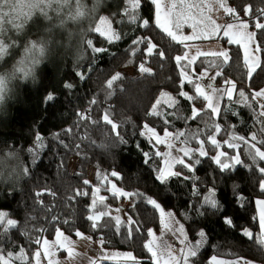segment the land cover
Instances as JSON below:
<instances>
[{
    "label": "trees",
    "instance_id": "obj_1",
    "mask_svg": "<svg viewBox=\"0 0 264 264\" xmlns=\"http://www.w3.org/2000/svg\"><path fill=\"white\" fill-rule=\"evenodd\" d=\"M125 3L126 0H2L0 4V42L8 46L7 54L0 59V76L6 77L8 82L0 103V154L18 150L21 154L19 169H22L17 172L21 173L17 182L12 181L0 191V210L9 212L10 217L16 219L23 230H12V240L26 249H34V245H29L25 233L35 237L39 234L35 229L46 228L48 231L44 236L49 240L54 239L55 228L60 227L66 235L77 238L75 229L78 228L84 235L91 236L92 240H99L102 235L107 241L104 246L107 249L131 251L142 264H152L148 259L150 254L143 248L146 242L145 230L152 228L157 233L162 231L160 214L146 200L139 197L131 200L113 197L105 190L110 184L105 182L104 185H98V172L116 171L119 178L110 177L113 183L124 191L141 192L157 199L164 209L173 211L177 219L185 224L190 240L196 239L197 230L206 232L207 240L199 253L203 264H207L212 256L245 258L264 263V247L242 235L243 228H248L256 235L260 232L257 220L253 219L257 215L254 201L264 198V195L256 187V177L252 172L238 168L220 173L218 166L207 158H201L202 163L196 166L195 172L188 173L185 170L186 175L196 178V185L202 193L216 186L217 198L226 208L224 215L231 217L237 226L228 228L219 213L213 214L212 210H208L204 216L195 215L192 205L196 203V197L191 193L196 185L191 179L172 178L163 186L155 180L153 172V168L161 163L159 158L151 165L146 164L143 153L154 151V148L139 135L143 123H149L160 134H163L165 127L175 133L202 125L180 118L190 114L188 104L183 101L179 112L165 109L174 112L167 117L170 121L167 126L164 124L165 117L148 115L151 104L161 91L175 94L177 71L171 60L160 61L157 57L151 58L148 65L155 73L153 76L138 72L136 65L129 63L127 49L131 36L147 30L137 32L134 26L126 22L123 16ZM248 3L254 8L264 7V0H231V4L237 8ZM144 15H149L147 8ZM73 16L76 18L73 19ZM107 17L113 21V27L128 34L112 45L104 43L103 38L94 31L101 18ZM226 20L229 18L226 17ZM150 34L160 50L166 51L169 56L183 49L182 45H176L159 29L153 27ZM41 39L51 43L47 45L46 54L36 66L35 75L27 79L20 73L14 75L11 70L15 68L16 62L31 48L32 41L39 43ZM215 39H221L225 47L234 53L239 51L238 46L227 45L222 38L211 40ZM89 40H94L98 46L107 47L109 51L99 55L92 53L87 43ZM141 58L140 55L135 57L137 61ZM127 68L137 72L129 74L125 71ZM215 71L217 69H213V73ZM218 71L222 75L216 79V85H220L225 78L243 81L246 73L242 61L235 57ZM77 72L83 73L85 79H78L75 75ZM117 73L121 76L113 82L112 88H108L107 82ZM69 80L75 87L66 91L62 85ZM252 87H264V73L255 77ZM53 90L58 99L53 105H46L43 103L45 94ZM93 99L96 101L94 105L90 103ZM236 108L243 113L246 124L232 117L228 118V122L235 121L237 131L248 135V129L253 124L251 115L241 105H236ZM87 109H91L90 119L77 122V113ZM105 112L117 124L116 131L104 122ZM68 127L73 129L72 133L60 137L68 145V149H65L51 136ZM37 130L46 138L47 148L39 162L31 167V174L26 175L24 169L31 162L27 149L33 145ZM156 148L161 151L160 145ZM220 150L233 153L226 146ZM75 158L76 164L72 168ZM84 179L89 180L92 186L101 187L98 195L109 197L105 203L110 209L115 210L121 206L126 217L130 213L139 221L142 231L135 234V239H128L124 228L119 234L114 227L92 231L90 222L86 220L89 198H72L78 189L91 191L83 184ZM45 190L53 195L46 193L40 198L34 196L35 192ZM237 192L249 201L244 207L238 206L235 199ZM98 208L102 209V205ZM185 215L192 218L185 219ZM53 217H58L59 222L53 223ZM65 219L69 221L68 224L63 223ZM4 246H9L8 241L4 242ZM102 264L128 262L103 261Z\"/></svg>",
    "mask_w": 264,
    "mask_h": 264
},
{
    "label": "snow or ice",
    "instance_id": "obj_2",
    "mask_svg": "<svg viewBox=\"0 0 264 264\" xmlns=\"http://www.w3.org/2000/svg\"><path fill=\"white\" fill-rule=\"evenodd\" d=\"M0 4H2V0H0ZM146 8L149 11L148 16L144 15ZM214 8L223 10L225 16L229 18L228 22L220 24L211 15L206 14L211 13ZM41 11L47 16V13ZM123 16L126 18V22L134 26L137 32L141 29L147 30L139 35L131 36L127 49L129 63H134L138 72L153 76L155 73L148 65L151 58L157 57L160 61L171 60L177 71L174 80L175 94L161 91L151 104L148 115L165 117L164 124L167 126L170 123L167 117L173 115L174 112L165 109L179 112L181 101H183L188 104L190 114L180 118L185 121H196L202 125V127L195 129L188 128L186 132L175 133L165 127L163 136H161L157 129L149 123L142 124L139 135L144 137L154 148V151L143 153L145 162L151 165L156 158H159L161 162L153 168L155 180L165 186L172 178H183L185 180L191 179L196 185V178L186 175L185 170L188 173L195 172L196 166L202 163L201 158H207L218 166L220 173H228L238 168L252 172L256 177V187L264 195V87H252L255 77L264 73V7L254 8L251 3H248L237 8L231 4V0H126ZM121 22L125 21L122 20ZM112 24L113 21L109 17L101 18L94 28L95 33L103 38V42L108 45L115 44L128 35L113 27ZM153 27L165 33L176 45H182L183 49L172 56H169L166 51L160 50L150 34ZM186 27L191 29L189 34L184 32ZM214 38H222L227 45L238 46L239 51L234 53L230 48L201 51L196 48L195 54L191 53V49L194 47L192 42ZM50 43L51 41L43 39L39 43L32 41L31 48L26 50V58L17 62L13 74L20 73L25 79L34 76L36 66L40 64L41 58L48 50L47 45ZM87 43L94 54L99 55L109 51L107 47L98 46L94 40H89ZM7 50L8 46L2 45L0 42V59H3L7 54ZM29 53L32 55L28 56ZM137 55L142 57L139 61L135 59ZM201 57H211L212 59L200 60ZM234 57L241 60L246 69L243 81L225 78L217 86L215 81L222 75L218 69L223 64L232 62ZM198 60L199 63H197ZM213 69H217V71L213 73ZM75 75L80 80L85 79L81 72H77ZM120 76V73L113 75L107 82V87L112 88L113 82ZM62 86L66 91H71L75 87L70 80L65 81ZM6 89L7 78L0 76V96ZM57 99L58 96L53 90L45 94L43 103L53 105ZM222 101L224 102L223 106ZM90 103L94 105L95 99L91 100ZM198 104H200L199 107ZM236 105H241L251 115L253 124L248 129L250 133L248 135L240 134L237 131L235 121L228 122V118L232 117L236 118L239 123L246 124L243 113L236 108ZM90 114L91 109L78 112L77 122L90 119ZM103 120L111 125L113 131L117 130V124L107 112L103 114ZM72 131L71 127L65 128L62 132L53 133L51 139L61 147L68 149L67 143L62 141L60 137L61 135H68ZM174 142L183 145L177 149L175 155L173 154V149L176 148ZM160 144H165L169 151L161 152L156 148ZM225 146L227 149H232L233 153L229 154L226 150H220ZM46 148V138L37 130L33 145L27 149L31 156V162L24 169L26 175L31 174V167L39 162ZM14 158L15 153L13 151L0 154V168L6 167L8 162ZM110 177L119 178V173L116 171L98 172L96 178L98 185H104L105 182L110 184V187H106L105 190L111 193L113 197H128L130 200L133 197H139L141 200H146L147 204L159 212L160 222L164 230L171 232L183 246L176 250L166 241L157 243L155 239H147L155 236L153 229L147 228L145 230L146 242L143 244V248L150 254L148 259L151 260L152 264H203L199 259V253L207 240V234L204 230H197L196 239L190 240L185 224L176 220L172 212H166L157 199L148 197L141 192L124 191L112 183ZM83 184L88 186L91 191L78 189L72 198H89L90 202L86 206L89 214L86 216V220L90 222L92 231L114 227L115 232L119 234L124 228L127 231V238L135 239V234L142 231L139 221L130 213L126 220L122 219L120 215H113L112 209L105 203L109 197L98 195L101 192V187L92 186V183L87 179L83 180ZM46 193L53 195L50 191L45 190L35 192L34 196L40 198ZM216 193L215 185L210 189H205L203 193L196 185L191 193L192 196L196 197L192 211L196 216H204L208 210H212L213 214L219 213L226 227L236 228L233 219L224 215L226 208L218 200ZM235 199L240 207H244L249 202L239 192L235 195ZM254 204L257 215L253 219L257 220L260 232L256 235L248 228H243L242 235L264 247V199H256ZM100 205H102V209L98 208ZM134 206L133 204L132 207ZM115 212L122 213L124 209L117 207ZM191 218V216L185 215V219ZM27 219H35V217H28ZM51 221L57 223L59 218L53 217ZM63 223L68 224L69 221L65 219ZM12 230L23 231L20 223L11 218L9 212L0 210V264H44L45 261L46 264H61L56 259L57 251L60 250L67 251L69 260L75 257L73 242L60 227L55 228L54 239L51 241L44 236V233L48 231L46 228L35 229L39 233L35 237L25 233L29 245H34V249H26L23 245L13 241ZM75 236L92 240L91 236H84L78 228L75 229ZM5 241H8L9 246L7 248L4 246ZM98 243L103 247L107 241L101 235ZM12 248L15 250H11ZM30 251L31 255H29ZM108 255L122 257L128 264H142L141 260L132 252H118ZM207 264H225V262L218 260L216 256H212ZM232 264H240V262L233 261Z\"/></svg>",
    "mask_w": 264,
    "mask_h": 264
},
{
    "label": "rangeland",
    "instance_id": "obj_3",
    "mask_svg": "<svg viewBox=\"0 0 264 264\" xmlns=\"http://www.w3.org/2000/svg\"><path fill=\"white\" fill-rule=\"evenodd\" d=\"M220 10L219 9H217V8H214L213 9V13H214V15H213V19L216 17V20H217V22H218V15L217 14H215V13H218ZM206 14H210V13H206ZM224 15V14H223ZM186 29V28H185ZM184 29V32H185V34H189L190 32H191V29H189L188 28V30H185ZM209 40V39H208ZM198 41H200V40H197V41H194V42H198ZM202 41V40H201ZM216 40H214V41H209V44H207L208 42H200L201 44H199V45H202V46H204L205 45V43H206V45H208L207 47H206V49H207V51H216V50H220V49H222L223 48V46H222V44L221 43H218V44H216V42H215ZM202 46H199V47H202ZM206 49H204V50H206ZM28 56H31V54L29 53L28 54ZM26 58V53L23 55V57L22 58H20V60L21 59H25ZM27 62V61H26ZM15 67L17 66V62H16V64L14 65ZM15 69V68H14ZM14 69H12L11 71H13L14 72ZM125 71L127 72V73H129V74H135L137 71H135V69H133V68H127V69H125ZM7 84H8V82H7ZM217 86H219V85H217ZM2 98H3V94H2V96H0V103H1V101H2ZM161 136H163V134H161ZM175 144H176V148L175 149H173V154L175 155V154H177V149H179L180 147H183V145L182 144H180L179 142H174ZM160 148H161V152H167V151H169V149L167 148V146L165 145V144H160ZM9 151H13L14 153H15V158L14 159H12L11 161H9L8 162V164H7V166L6 167H3V168H0V191L2 190V189H4L5 187H7L8 185H10L11 184V182L12 181H16L17 182V180L21 177V173L19 174V173H17L19 170L21 171L22 169H19V168H21V164L18 162L19 161V159H21V154H20V152L18 151V150H9ZM6 152H8V151H6ZM5 152V153H6ZM4 154V153H3ZM76 158L75 159H73V161H72V164H71V167L72 168H74V166H75V164H76ZM18 168V169H15V168ZM91 174H92V171H91ZM113 183V182H112ZM118 187V186H117ZM118 188H120V187H118ZM120 189H122V188H120ZM123 190V189H122ZM118 197H120V196H118ZM125 199H128V197H124ZM119 208H122L121 206H119ZM123 209V208H122ZM1 210H3V209H1ZM166 210V209H165ZM5 211V210H4ZM112 212L115 214V215H120L121 217H122V219L124 218V219H126V214H125V212H122V213H117V212H115V210H112ZM166 212H172L173 213V215H174V217H175V219L176 220H178L177 219V217L175 216V214H174V212L173 211H171V210H166ZM155 233V236L154 237H152V238H150V239H155L156 240V242L157 243H161L162 241H166L168 244H170L174 249H176V250H178V249H180L181 247H183L181 244H180V242L176 239V237L175 236H173L172 235V233L171 232H166L165 230H164V228L162 229V231L161 232H159V233H157V232H154ZM66 235V234H65ZM67 236H69V235H67ZM84 236H86V235H84ZM70 237V239L72 240V242H73V247H75V244H76V240L72 237V236H69ZM50 241L51 240H53V239H49ZM94 241V240H93ZM61 251V250H60ZM63 251V250H62ZM108 251H113V252H111V253H118V252H120V251H123V252H125L124 250H118V249H109ZM115 251V252H114ZM59 252V251H58ZM133 253V252H132Z\"/></svg>",
    "mask_w": 264,
    "mask_h": 264
},
{
    "label": "crops",
    "instance_id": "obj_4",
    "mask_svg": "<svg viewBox=\"0 0 264 264\" xmlns=\"http://www.w3.org/2000/svg\"><path fill=\"white\" fill-rule=\"evenodd\" d=\"M218 15V23L224 24L228 22L226 20V16L223 13V10H220L218 13H215ZM224 14V15H223ZM209 15L213 17L214 13L211 12ZM215 16V15H214ZM216 19V17L214 18ZM185 30H188L186 27ZM216 44L221 43L223 48H226L225 45L222 43L221 39H215ZM214 41V40H200L198 42H192L194 44V47L191 49V53L195 54L196 48H199L201 51H207L206 47L208 45L202 46L200 42H208ZM202 46V47H199ZM206 49V50H204ZM264 199V198H261ZM77 242L75 244V247H73V251L75 252V257L71 260L68 259V253L67 251H57L56 259L61 262V264H102L103 261H123L122 257H111L108 254H110L113 251H108L109 249L105 248L104 246L101 247L98 243V240H88L82 237L74 238ZM60 252H62L60 254ZM115 252V251H114ZM125 252H131V251H125ZM119 253H123V251H120ZM134 254V253H133ZM218 260H222L225 262V264H232L233 261H239L240 264H264L259 263L253 260L245 259V258H224V257H218L216 256ZM46 264V261L44 262Z\"/></svg>",
    "mask_w": 264,
    "mask_h": 264
},
{
    "label": "clouds",
    "instance_id": "obj_5",
    "mask_svg": "<svg viewBox=\"0 0 264 264\" xmlns=\"http://www.w3.org/2000/svg\"><path fill=\"white\" fill-rule=\"evenodd\" d=\"M77 15H79V14L77 13ZM72 18H73V19H75L76 17H75V16H73ZM6 46H7V45H6Z\"/></svg>",
    "mask_w": 264,
    "mask_h": 264
}]
</instances>
